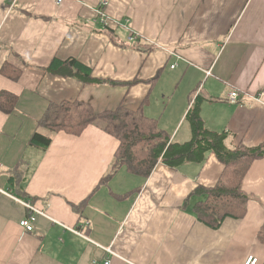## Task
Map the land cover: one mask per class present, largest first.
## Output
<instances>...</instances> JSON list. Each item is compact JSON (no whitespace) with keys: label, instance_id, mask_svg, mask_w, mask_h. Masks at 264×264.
<instances>
[{"label":"crops","instance_id":"obj_1","mask_svg":"<svg viewBox=\"0 0 264 264\" xmlns=\"http://www.w3.org/2000/svg\"><path fill=\"white\" fill-rule=\"evenodd\" d=\"M68 57L106 81L48 69ZM0 90L19 96L13 112L0 109V264H245L250 256L264 264V157L243 181L245 215L212 228L183 204L197 185L218 180L223 163L213 152L179 168L159 161L149 177L122 167L96 188L119 144L104 121L79 135L56 132L45 150L29 143L50 101L82 100L99 112L139 107L148 95L144 113L172 140L193 135L186 115L198 98L205 126L227 132V146L263 144L264 94L251 96L264 93V0H0ZM16 179L47 213L33 230L20 224L30 210ZM91 192L80 216L72 204Z\"/></svg>","mask_w":264,"mask_h":264},{"label":"trees","instance_id":"obj_2","mask_svg":"<svg viewBox=\"0 0 264 264\" xmlns=\"http://www.w3.org/2000/svg\"><path fill=\"white\" fill-rule=\"evenodd\" d=\"M113 41H116L113 30L108 29ZM6 64L2 71L12 78H18V69L10 70ZM48 69L64 76H75L84 83L104 82L106 80L92 75V69L75 57L64 60L54 58ZM160 71L150 79L156 80ZM113 84H132L137 79L127 82L110 80ZM19 96L8 90H0V109L6 113L15 110ZM148 95L139 107L131 108L119 104L116 108L95 111L93 106L82 100L50 101L36 122V128L29 143L47 149L52 142L53 134L61 130L79 135L85 128L101 119L105 122V131L119 140L112 162L99 180L96 188L107 185L117 171L125 167L129 172L149 177L159 161L173 168L185 163H202L208 152H213L223 163V170L215 184L211 186L197 185L187 196L183 206L190 209L199 221L212 228H218L227 217L241 218L247 211L251 195L243 188V181L251 165L256 159L264 157V143L258 146H247L239 142L233 147L226 144L228 134L225 131L208 129L198 112L199 100L186 115L193 135L190 139L179 142L159 126L158 120L144 113L143 106ZM42 130H46V134ZM21 180H15L18 194L34 203L35 197L29 196ZM95 188V189H96ZM95 191V190H94ZM135 190L117 194L119 198L130 196ZM93 193L91 192L78 204H72L75 211L83 216V211ZM88 225V224H87ZM79 228L80 226L77 225ZM258 238L264 243V223L258 230Z\"/></svg>","mask_w":264,"mask_h":264},{"label":"built area","instance_id":"obj_3","mask_svg":"<svg viewBox=\"0 0 264 264\" xmlns=\"http://www.w3.org/2000/svg\"><path fill=\"white\" fill-rule=\"evenodd\" d=\"M63 0H57V3H61ZM105 5V1L99 6L98 12H99V21L106 27L107 26V19H105L104 11H103V6ZM133 32L130 33V39L133 38ZM176 64H172L171 67H174ZM252 97V96H251ZM228 98L231 102H237L238 99L240 98L239 93L236 90H232L228 94ZM253 101H258L260 102L262 100V97L259 99L252 98ZM22 204H24L27 208H29L30 213L28 214L27 217L23 218L20 221V224L27 230H33L34 229V221L36 220L37 214H44L47 215L44 209L37 207L33 202H31L29 199L27 200H22L18 199ZM48 205V204H47ZM109 250V248H108ZM111 260L108 258L105 261V264H110ZM257 263V258L250 256L246 260L245 264H256Z\"/></svg>","mask_w":264,"mask_h":264},{"label":"bare ground","instance_id":"obj_4","mask_svg":"<svg viewBox=\"0 0 264 264\" xmlns=\"http://www.w3.org/2000/svg\"><path fill=\"white\" fill-rule=\"evenodd\" d=\"M264 93L263 92H261L260 94H257V95H252V98H255V99H259V98H261L262 97V95H263Z\"/></svg>","mask_w":264,"mask_h":264},{"label":"rangeland","instance_id":"obj_5","mask_svg":"<svg viewBox=\"0 0 264 264\" xmlns=\"http://www.w3.org/2000/svg\"><path fill=\"white\" fill-rule=\"evenodd\" d=\"M105 123V122H104Z\"/></svg>","mask_w":264,"mask_h":264}]
</instances>
